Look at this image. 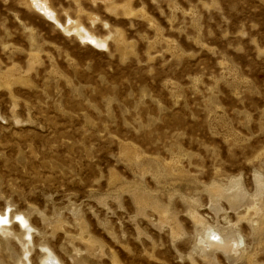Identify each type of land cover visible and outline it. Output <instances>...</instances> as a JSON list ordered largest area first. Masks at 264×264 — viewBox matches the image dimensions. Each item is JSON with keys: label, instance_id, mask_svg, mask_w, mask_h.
<instances>
[{"label": "rangeland", "instance_id": "1", "mask_svg": "<svg viewBox=\"0 0 264 264\" xmlns=\"http://www.w3.org/2000/svg\"><path fill=\"white\" fill-rule=\"evenodd\" d=\"M0 214V264H264V0H0Z\"/></svg>", "mask_w": 264, "mask_h": 264}, {"label": "bare ground", "instance_id": "2", "mask_svg": "<svg viewBox=\"0 0 264 264\" xmlns=\"http://www.w3.org/2000/svg\"><path fill=\"white\" fill-rule=\"evenodd\" d=\"M34 4L33 5H35V8L37 9V7H39V9L40 10H43V12H44V14L46 15V16H51V12L46 8V7H44L45 5H43V3H41V2H36V1H34L33 2ZM39 3V4H38ZM37 4V5H36ZM31 5V4H30ZM43 5V6H42ZM37 6V7H36ZM79 29V28H78ZM77 33L80 35V32L79 31H77ZM81 36V35H80ZM94 41V40H93ZM6 224H8V221L5 219V217H4V215H2V214H0V227H3V228H5V226H6ZM209 242V241H208ZM209 244H211V245H213V243H209ZM223 244V243H222ZM220 245V246H223V245ZM49 261H51V264H58V263H55L54 262V260L53 259H46V261H44L43 262V264H48V262Z\"/></svg>", "mask_w": 264, "mask_h": 264}]
</instances>
